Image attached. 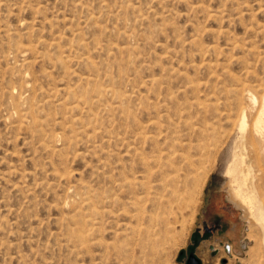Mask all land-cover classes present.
Segmentation results:
<instances>
[{"label":"rangeland","instance_id":"374dc122","mask_svg":"<svg viewBox=\"0 0 264 264\" xmlns=\"http://www.w3.org/2000/svg\"><path fill=\"white\" fill-rule=\"evenodd\" d=\"M259 82L264 0H0V264H119L111 194L205 116L225 126L219 114ZM223 134L194 213L132 264H264L259 230L228 198Z\"/></svg>","mask_w":264,"mask_h":264},{"label":"bare ground","instance_id":"6f19581e","mask_svg":"<svg viewBox=\"0 0 264 264\" xmlns=\"http://www.w3.org/2000/svg\"><path fill=\"white\" fill-rule=\"evenodd\" d=\"M23 49L24 48H22V50ZM254 76L258 75L256 74ZM24 84L27 86L26 82ZM196 84L197 82L195 83V85ZM240 84L242 83L240 82ZM253 85L252 87H254ZM240 86H238L239 89L241 88ZM248 86L241 88L242 91L240 90L241 92H245L242 93V95H239H241V97L243 96V99H246L247 103L245 106L242 105L244 102L240 99L242 101V104L240 107H236L235 110H237V112L235 111L236 114H234L236 115L235 117L237 118V120L231 119L233 114L231 115L232 108L230 107L232 105L228 107V111H226V109L224 108L225 113L219 114L220 118L225 119L227 123L225 126L219 122H215L217 120H220L218 118H215L216 120L214 119V124H208L211 122L207 123V121L209 120H205L208 117H206L204 114L205 117L204 120H202L203 125L201 127L199 126V128L196 129L195 127H197V125L199 124L198 117V120L196 119L198 124L191 121V123L193 122L194 124H197L194 127V129L196 130L194 131V134L192 136L189 135L187 137L173 138L171 139V141L166 143L164 147L159 146L157 150H153L154 153L152 155L147 157L144 156L143 159L140 158L142 159L141 162L143 168H140V171L138 170V172H140L139 177H135L133 175L134 178L131 179L129 177L131 180L128 178V180H130L128 181L129 186H121L123 191L126 192V195H124L123 198L121 197L122 200H120V197H118L119 199H117L114 196V189L112 190L113 193H111L113 195L111 194V217L114 218L111 219L115 220V225H113L115 229L112 230L114 231V236L118 241H120V243L117 244L116 240L114 242L115 244H113V246L111 247V255L114 252L113 257L116 262H118L119 264H132V262L134 261L133 259L135 258L136 260L137 254H143L145 247H148V244L150 245L153 241L156 240V236L159 234V232H161L162 230L173 228L174 224L180 221L179 218L183 215L184 211H187L190 215L194 213L198 193L201 187L199 186V183L206 177L210 169L209 167V169H203L201 165L205 163V158H207L208 156L210 158V154L212 156V149L217 146L218 136H221L220 138L222 141L223 137L221 134L227 133V135H229L231 131H233L232 146H230L231 154L229 159H227V162L225 161L226 167L224 172L225 177H227L225 178L226 185L229 187L230 192L228 198L238 209H240L243 219H245L252 225H256L264 241V83L259 82V84H257V86L255 87L259 90L260 94L256 92L258 91L256 89H254L256 91H253L250 87V84ZM28 87L29 86H27V88ZM195 87L198 86H194V88ZM235 87L237 90V86ZM106 88L100 89L99 87L98 89L100 90L97 92V94H106V92L111 91L110 89ZM230 88H232V86ZM199 89H201V87ZM10 91L11 90H9V93L12 92ZM18 91H20V89ZM230 95L232 94L230 93ZM84 96L86 97V95H83V98H81L83 102L87 100V98H84ZM105 97H107V95H105ZM95 98H97L96 95ZM212 98H210V101ZM21 99L23 98L21 97ZM90 99L92 101V98ZM197 100H200V102ZM197 100L195 105L197 104L200 106L201 99L199 98ZM222 102L224 103L225 101ZM215 105V103L211 104L210 106L206 103L203 104V112H207L211 109L213 110ZM75 107L78 106L74 105V108ZM212 110L211 113L214 111ZM201 113L202 112H200V114ZM210 115L214 114L212 113ZM191 119H194V117ZM218 127L219 129L221 127H224V129L222 128V130H219ZM185 134L187 135V133ZM208 163L205 164L208 165ZM224 165L225 164H223V166ZM199 168H202V170H199ZM135 172L137 173V171ZM258 186L262 187L259 188ZM121 190H119V195ZM78 215L80 217L82 216L80 214ZM255 231L256 230H254V232Z\"/></svg>","mask_w":264,"mask_h":264},{"label":"water","instance_id":"95a60500","mask_svg":"<svg viewBox=\"0 0 264 264\" xmlns=\"http://www.w3.org/2000/svg\"><path fill=\"white\" fill-rule=\"evenodd\" d=\"M185 264H200V261L193 254H190Z\"/></svg>","mask_w":264,"mask_h":264}]
</instances>
